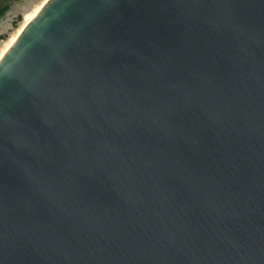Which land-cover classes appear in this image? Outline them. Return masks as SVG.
I'll list each match as a JSON object with an SVG mask.
<instances>
[{"label":"water","instance_id":"obj_1","mask_svg":"<svg viewBox=\"0 0 264 264\" xmlns=\"http://www.w3.org/2000/svg\"><path fill=\"white\" fill-rule=\"evenodd\" d=\"M0 264H264V0H49L0 60Z\"/></svg>","mask_w":264,"mask_h":264},{"label":"rangeland","instance_id":"obj_2","mask_svg":"<svg viewBox=\"0 0 264 264\" xmlns=\"http://www.w3.org/2000/svg\"><path fill=\"white\" fill-rule=\"evenodd\" d=\"M45 0H2L1 8H6L0 16V55L11 43L24 23Z\"/></svg>","mask_w":264,"mask_h":264},{"label":"bare ground","instance_id":"obj_3","mask_svg":"<svg viewBox=\"0 0 264 264\" xmlns=\"http://www.w3.org/2000/svg\"><path fill=\"white\" fill-rule=\"evenodd\" d=\"M49 2V0H45L42 2L40 6L33 12V14L30 16V18L24 23V25L21 27V29L18 31V33L14 36L11 43L7 46V48L3 51V53L0 55V60L3 58V56L7 53V51L12 47V45L15 43L17 38L20 36L22 31L29 25V23L38 15V13L41 11V9Z\"/></svg>","mask_w":264,"mask_h":264},{"label":"trees","instance_id":"obj_4","mask_svg":"<svg viewBox=\"0 0 264 264\" xmlns=\"http://www.w3.org/2000/svg\"><path fill=\"white\" fill-rule=\"evenodd\" d=\"M5 10H6V8H1V9H0V16L3 15V14L5 13Z\"/></svg>","mask_w":264,"mask_h":264}]
</instances>
